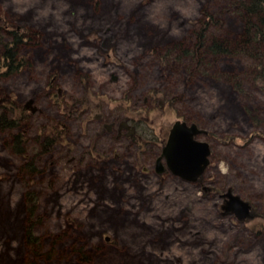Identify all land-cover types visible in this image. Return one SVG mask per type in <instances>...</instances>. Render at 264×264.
<instances>
[{"label":"rangeland","instance_id":"374dc122","mask_svg":"<svg viewBox=\"0 0 264 264\" xmlns=\"http://www.w3.org/2000/svg\"><path fill=\"white\" fill-rule=\"evenodd\" d=\"M204 21L243 34L229 0H0L3 39L28 37L0 76L7 119L28 111L0 126V264H264V84L237 52L193 58ZM175 121L210 147L193 182L158 171ZM228 190L254 216L222 210Z\"/></svg>","mask_w":264,"mask_h":264},{"label":"trees","instance_id":"16d2710c","mask_svg":"<svg viewBox=\"0 0 264 264\" xmlns=\"http://www.w3.org/2000/svg\"><path fill=\"white\" fill-rule=\"evenodd\" d=\"M230 2H234V7H238V10L243 14L244 25H243V34L240 39H236L234 42L232 41H222L217 42L214 39H210L206 37L207 34V22L204 21L201 24V27L195 32L196 38V49L191 54L193 58L197 61L202 60L203 57L208 55L215 56H227L230 54H235L237 52L239 55L243 57L255 59V75L254 81L256 84L262 85L264 84V59H261V55L258 52L257 45L263 43L264 41V0H229ZM207 18V14H204ZM207 20V19H206ZM3 27L0 25V76L7 75L15 72L20 69L23 65L19 53V45L26 42V38L24 35L17 32L15 29H11L8 31L10 40L5 41L3 39L4 34L2 32ZM174 48V49H173ZM172 50L180 49L179 46H172ZM185 53V52H184ZM238 86H236L237 89ZM3 102V101H2ZM7 99L3 103L0 104V126L3 128H15L20 125V121L28 115V111L26 107H18L13 110L14 116L12 112L8 113L9 119L5 114L4 107L7 106ZM10 103V102H9ZM129 121L126 122L121 128L123 131L129 130L130 132L126 133L128 137L138 142L140 140L139 134L133 132L132 127H137L129 125ZM146 124V123H144ZM106 127V125H104ZM125 129V130H124ZM48 137V136H47ZM22 139L21 135L13 136V148L16 152L21 153L22 147L20 145ZM47 141V140H46ZM48 142H46L47 144ZM31 169V164L27 165ZM27 203L32 207L33 203L31 200L30 194L27 195ZM32 212V211H30ZM31 228V227H28ZM32 233H30V229H27V240L32 241Z\"/></svg>","mask_w":264,"mask_h":264},{"label":"water","instance_id":"95a60500","mask_svg":"<svg viewBox=\"0 0 264 264\" xmlns=\"http://www.w3.org/2000/svg\"><path fill=\"white\" fill-rule=\"evenodd\" d=\"M202 131L196 124H186L185 122L175 121L169 130L166 144L162 147L161 156L158 163L164 159L167 169L174 175L186 181H196L209 164L210 154L209 144L199 141L196 136ZM163 168L158 164V171ZM229 206L235 212L245 211V204L238 196L227 192Z\"/></svg>","mask_w":264,"mask_h":264},{"label":"flooded vegetation","instance_id":"af4514ba","mask_svg":"<svg viewBox=\"0 0 264 264\" xmlns=\"http://www.w3.org/2000/svg\"><path fill=\"white\" fill-rule=\"evenodd\" d=\"M128 121V120H127ZM123 126V125H122ZM121 126V127H122ZM210 148V147H209ZM210 154H211V151H210ZM210 154H209V156H210ZM209 156H208V159H209ZM162 160H164V159H161L160 160V162H162ZM159 162V163H160ZM158 163V161H157V164H159ZM166 166V165H165ZM162 168H164V167H162ZM227 192H231L230 190H228ZM226 192V193H227ZM226 193H223V194H220V198L222 199V201H223V204L221 205V209L222 210H224V211H231V212H233L234 214H236L237 216L238 215H240V212H235L233 209H232V207L231 206H229V197H227L225 194ZM231 194H233L232 192H231ZM241 212H243V211H241ZM254 213H253V207L251 206V205H249V207H248V209L247 210H245L244 212H243V214H242V216L243 217H246V218H249V217H251L252 215H253ZM254 216V215H253Z\"/></svg>","mask_w":264,"mask_h":264},{"label":"bare ground","instance_id":"6f19581e","mask_svg":"<svg viewBox=\"0 0 264 264\" xmlns=\"http://www.w3.org/2000/svg\"><path fill=\"white\" fill-rule=\"evenodd\" d=\"M233 195H234V194H233ZM239 198H240V197H239ZM240 199H241V198H240ZM242 203L245 204L246 207H247V206L249 207V205H250L249 202H247V201H245V200H243V199H242ZM247 209H248V208H247ZM247 209H246V210H247ZM242 214H243V212H240V215H239V216H240V217H243ZM243 218H245V217H243Z\"/></svg>","mask_w":264,"mask_h":264}]
</instances>
